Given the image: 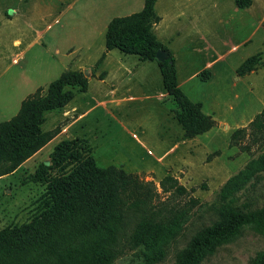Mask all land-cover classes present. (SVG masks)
Masks as SVG:
<instances>
[{
  "label": "rangeland",
  "instance_id": "1",
  "mask_svg": "<svg viewBox=\"0 0 264 264\" xmlns=\"http://www.w3.org/2000/svg\"><path fill=\"white\" fill-rule=\"evenodd\" d=\"M236 1L154 3L161 19L152 31L172 55L176 83L213 122L192 135L173 117L172 104L160 96L164 89L153 60L104 50L108 20L139 10L143 0H0V121L13 116L25 98L43 95L62 72L80 70L88 79L85 91L74 89L61 109L44 114L41 129L53 136L13 173L0 176V229L27 223L39 212L44 187L29 175L48 161L55 143L79 137L86 140L97 166L121 167L153 182L157 191L165 174L185 188L175 200L183 204L191 197L194 203L181 229L171 238L162 236L153 247L126 249L111 263L173 264L176 251L201 225L215 219L217 194L227 178L264 155V137H245L237 144L229 138L264 107V0H247L241 8ZM102 52L104 60L96 64ZM251 57L254 67L237 74ZM119 66L127 73L117 82L99 81L105 75L102 69L115 72ZM234 194L237 203L264 206V170L255 169ZM64 227L47 221L37 235L53 239L66 235L69 229ZM158 247L162 259L150 261ZM260 250L264 235L244 226L199 264H249ZM22 264L45 262L33 257Z\"/></svg>",
  "mask_w": 264,
  "mask_h": 264
},
{
  "label": "trees",
  "instance_id": "2",
  "mask_svg": "<svg viewBox=\"0 0 264 264\" xmlns=\"http://www.w3.org/2000/svg\"><path fill=\"white\" fill-rule=\"evenodd\" d=\"M155 1L143 0L139 10L110 18L103 35L104 50L117 49L139 60L155 61L163 98L172 104L173 117L186 134H197L213 122L176 83L172 55L152 31L160 19L154 11ZM246 5L247 0L236 1L238 8ZM157 50L164 52V60L154 58ZM103 56L101 53L95 63L99 64ZM251 60L246 58L237 74L251 70L255 65ZM86 87L82 71L62 72L47 84L43 95L25 98L13 116L0 121V176L13 173L53 136L41 129L44 114L61 109L74 89L81 92ZM245 137L253 141L264 137V107L229 136L232 144ZM89 148L83 138L61 139L49 152L48 161L40 162L29 175L30 181L44 187L41 208L29 222L0 229V264H22L33 257L45 264H111L126 249L153 247L162 236L171 238L181 229L194 202L191 197L189 203L175 200L186 193L176 178L163 175L157 191L153 182L140 180L121 167L97 166ZM255 169L264 170L263 154L227 178L217 194L215 219L201 225L176 251L173 264H199L244 226L264 235V206L237 203L234 194ZM47 221L63 223L69 230L53 239L39 237V228ZM163 254L158 247L148 258L156 262ZM249 264H264V250L257 251Z\"/></svg>",
  "mask_w": 264,
  "mask_h": 264
},
{
  "label": "crops",
  "instance_id": "3",
  "mask_svg": "<svg viewBox=\"0 0 264 264\" xmlns=\"http://www.w3.org/2000/svg\"><path fill=\"white\" fill-rule=\"evenodd\" d=\"M135 12V11H134ZM161 19V18H160ZM160 19H159V21L156 23V24H154L153 26H152V30H154L156 27H157V25L159 24V22H160ZM109 21V20H108ZM107 24V23H106ZM106 24H105V28H106ZM104 31H105V29H104ZM154 32V31H153ZM154 34H155V32H154ZM103 35H104V32H103ZM157 37V36H156ZM106 51V50H105ZM102 53H104V52H102ZM104 55H105V53H104ZM218 59V58H217ZM103 60H104V56H103V59L100 61V64L103 62ZM216 60V59H215ZM214 61V60H213ZM213 61H211V62H213ZM155 62V61H154ZM156 63V62H155ZM206 66V65H205ZM204 66V67H205ZM103 71H105V75L102 77V78H100L99 79V81L100 82H102V83H104L106 80H108L109 81V83H111L110 81H113V83H115V82H117L118 81V79H120L122 76H123V74H125V73H127V71L122 67V66H119L118 67V69H116L115 70V72H113V71H109V72H107L106 70H104V69H102ZM118 73V74H117ZM118 75V76H117ZM208 79H211V76L208 78ZM205 80H207V79H205ZM87 83H88V79H87ZM177 85L179 86V84L177 83ZM87 88V87H86ZM108 90H110V96H112V95H115V94H113L114 93V89H108ZM165 95V93H162V94H160V96H164ZM29 158V157H28ZM27 158V159H28ZM26 159V160H27Z\"/></svg>",
  "mask_w": 264,
  "mask_h": 264
},
{
  "label": "water",
  "instance_id": "4",
  "mask_svg": "<svg viewBox=\"0 0 264 264\" xmlns=\"http://www.w3.org/2000/svg\"><path fill=\"white\" fill-rule=\"evenodd\" d=\"M154 58H155L156 60H158V61H162V60H164V58H165L164 52L161 51V50H157V51L155 52Z\"/></svg>",
  "mask_w": 264,
  "mask_h": 264
}]
</instances>
